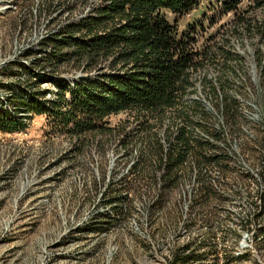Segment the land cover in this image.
I'll list each match as a JSON object with an SVG mask.
<instances>
[{"label":"rangeland","instance_id":"obj_1","mask_svg":"<svg viewBox=\"0 0 264 264\" xmlns=\"http://www.w3.org/2000/svg\"><path fill=\"white\" fill-rule=\"evenodd\" d=\"M227 1L202 0L178 19L201 52L184 111L192 135L208 139L206 153L218 156L203 166L204 178L187 169L161 191L150 173L127 171L145 143L165 137L170 111L143 128L134 114H114L106 119L112 133L78 138L43 113L31 115L23 131L0 130V264H166L175 247L203 238L217 251L204 264H264V234L250 220L264 176V78L255 59L256 48L264 49L257 29L264 7L238 0L226 8ZM94 4L0 0V89L34 81L41 68L60 81L106 71L105 62L88 71L33 63L37 46H48L41 39ZM211 84L226 96V114Z\"/></svg>","mask_w":264,"mask_h":264},{"label":"trees","instance_id":"obj_2","mask_svg":"<svg viewBox=\"0 0 264 264\" xmlns=\"http://www.w3.org/2000/svg\"><path fill=\"white\" fill-rule=\"evenodd\" d=\"M201 1L96 0L86 17L66 23L55 35L41 39L42 43L52 45V49L34 56L33 63L47 68L49 64L71 62L88 71L100 68V63L105 62L107 70L85 73L71 81H60L56 75L39 71L35 76L52 82L55 89L40 88L38 78L26 83L35 85L29 91L16 83L14 105L47 115L53 126L77 138L86 133H112L114 129L107 127L106 119L114 114H134L143 128L149 120L162 122L170 111L172 120L165 137L161 141L155 135L145 143L127 171L150 173L161 191L171 190L180 172L187 169L196 168L199 179L204 178L203 166L218 156L206 153L211 144L208 139L192 135L187 128L191 121L184 111L189 103L184 98L195 88L192 74L198 68L201 52L194 46L190 26L184 30L178 28V19ZM237 2L229 0L225 7ZM261 2L259 5L264 7V0ZM257 29L264 35V19ZM255 52L264 78V49L256 48ZM216 88L210 85L211 92L219 97L217 106L226 114L227 104L222 101L226 96L222 97ZM47 91H51L52 98H43ZM23 94L29 98H22ZM25 126L22 120L0 113V130L15 132ZM118 134L123 136L119 131ZM250 220L259 224L258 231L263 235L264 176L257 210ZM202 249L207 251L201 252ZM216 252V245L203 238L175 247L166 264H204L207 255Z\"/></svg>","mask_w":264,"mask_h":264},{"label":"built area","instance_id":"obj_3","mask_svg":"<svg viewBox=\"0 0 264 264\" xmlns=\"http://www.w3.org/2000/svg\"><path fill=\"white\" fill-rule=\"evenodd\" d=\"M39 49H42V48L37 46L36 50L39 51ZM42 50H43V52L42 51H41V53L37 52L36 56L44 54V51L49 52L50 51V45L46 46L45 48L43 47ZM26 69L23 70V71L20 69L21 70L20 72H22V73H20L21 74L19 76L20 78L23 79L25 76H27L26 73H25V72H27ZM35 71L39 72V71H43V70L42 69L41 70L37 69ZM34 77H36V76H34ZM34 81H36V78L34 79ZM44 81H47V80L39 81L38 82L39 83L38 86L40 84H42ZM10 82H13V81H10ZM26 83L25 84L20 83V85H22V87H24V89L26 91H29L30 89H33L34 86H35V85L29 86ZM50 83H52V82H50ZM18 84H19V82H18ZM71 84H72V82H71ZM40 88H44V87H40ZM46 88H48L50 90H54L55 89V85L53 84L52 88H50V87H46ZM15 92L16 91H15L14 85H9V83H8V86L5 85L3 88L0 89V113L1 114H8L10 117H14L17 120H22V122L26 124V126L24 127V129H26V127L29 125V121H28L29 117L31 115L34 116L35 113L29 112L27 108H23L22 106L14 105V102H15L14 98L16 96ZM52 97H53V95H52L51 91H47L45 93V95L43 96V98H45V99H49V98H52ZM22 98L27 99V98H29V96H26V95L23 94ZM23 130H20V131H23Z\"/></svg>","mask_w":264,"mask_h":264}]
</instances>
